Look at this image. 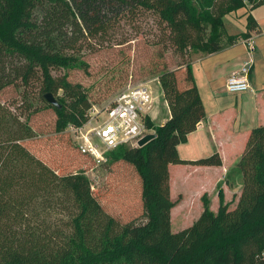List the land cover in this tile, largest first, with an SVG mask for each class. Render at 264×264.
Wrapping results in <instances>:
<instances>
[{
    "label": "trees",
    "instance_id": "1",
    "mask_svg": "<svg viewBox=\"0 0 264 264\" xmlns=\"http://www.w3.org/2000/svg\"><path fill=\"white\" fill-rule=\"evenodd\" d=\"M249 1L252 8L264 3ZM215 6L216 0H0V92L41 80L40 97L51 92L61 105L48 104L57 114L56 131L80 127L93 101L82 83L52 72L86 64L67 53L76 51L81 35L105 33L107 18L119 9L141 8L158 15L181 53L189 47L211 53L239 37L223 42V16L245 0H228L219 12ZM253 30L260 28L249 15L242 36ZM13 58L17 63L7 66ZM158 80L171 113L158 125L147 120L155 138L107 152L111 162L133 165L141 178L146 220L140 223L121 224L106 212L84 172L58 174L36 157L23 143L34 135L30 115L22 119L23 112L0 102V264H264L262 248L247 250L264 237V124L251 129L237 164L243 178L237 206L230 209L220 191L214 211L204 194L201 219L172 231L170 164L221 165L222 159L214 153L187 160L178 151L205 117L191 62L183 88L174 69L162 68Z\"/></svg>",
    "mask_w": 264,
    "mask_h": 264
},
{
    "label": "rangeland",
    "instance_id": "2",
    "mask_svg": "<svg viewBox=\"0 0 264 264\" xmlns=\"http://www.w3.org/2000/svg\"><path fill=\"white\" fill-rule=\"evenodd\" d=\"M227 3L228 0H216L217 11L225 8ZM252 13L264 21V3L252 8V2L245 0L244 7L225 11L223 42L231 35L239 36L245 29L247 17ZM107 25L105 33L81 35L76 42V51H67L83 59L85 65L53 70V75L60 77L67 74L71 82L82 83L90 100L100 108L108 105L128 83H152L155 92L160 95V103L152 113L153 124H161L168 114L163 104L165 98L159 80L155 81V78L158 79L160 70L164 67L174 69L178 75L179 86L183 88L186 63L191 62L194 55L206 52L189 47L185 53H181L171 45L169 30L160 23L158 15L141 8L135 13L128 9H119L107 18ZM12 63H17L15 58L9 59L7 66ZM40 87L41 80L33 79L28 87L11 84L0 92V102L10 111L23 112L22 119L30 115L29 123L34 135L24 140V145L58 174L84 172L105 211L121 224L145 221L142 182L135 167L124 161L111 162L108 155L104 162L98 163L80 153L73 139L71 125L64 131H56V111L53 106L48 105L51 103L40 97ZM203 93H206L205 89ZM205 102L209 108L207 99ZM29 103L30 111H27ZM37 107L38 110L33 112ZM237 158L222 180L217 177L212 181L213 176L204 171L190 175L184 173V178H187L184 183L174 181L171 197L176 200V204L171 210L172 231L184 230L201 219L204 194L209 198L214 211H217L219 205L220 191H223L225 201L230 203V209L237 206L243 185L242 174L237 167L240 157ZM175 170L172 168L173 172ZM225 179L227 182L224 184ZM263 245L264 237L251 243L247 250L262 248L264 252Z\"/></svg>",
    "mask_w": 264,
    "mask_h": 264
},
{
    "label": "crops",
    "instance_id": "3",
    "mask_svg": "<svg viewBox=\"0 0 264 264\" xmlns=\"http://www.w3.org/2000/svg\"><path fill=\"white\" fill-rule=\"evenodd\" d=\"M251 15L257 21L260 31L253 30L248 37H244L242 34L246 31L245 25L234 43L225 44L218 51L196 54L192 58V71L204 104L205 117L190 132L187 141L178 145V151L180 157L187 160H197L219 153L222 164H170L171 195L174 181L184 183L187 179L184 178V173L190 175L205 171L213 176L212 181L217 177L222 180L244 151L251 129L264 124V21L253 13ZM246 63L250 67L249 90L236 93L227 91L228 77ZM160 89L162 91L161 85ZM206 99L209 108L206 107ZM164 107L168 115H165L161 123L171 113L169 106ZM150 120L153 122V119ZM172 168L176 170L173 172ZM226 182L225 179L224 184Z\"/></svg>",
    "mask_w": 264,
    "mask_h": 264
},
{
    "label": "built area",
    "instance_id": "4",
    "mask_svg": "<svg viewBox=\"0 0 264 264\" xmlns=\"http://www.w3.org/2000/svg\"><path fill=\"white\" fill-rule=\"evenodd\" d=\"M249 65L246 63L232 73L226 82L231 93L247 91ZM158 80L155 78V81ZM160 95L152 83H128L108 105L103 108L92 105L89 117L80 127L72 126L73 139L77 149L98 163L106 160L107 152L120 146L138 147L139 142L148 134L155 133L147 125L152 113L158 106ZM161 101V100H160ZM169 106L167 100L163 102Z\"/></svg>",
    "mask_w": 264,
    "mask_h": 264
},
{
    "label": "water",
    "instance_id": "5",
    "mask_svg": "<svg viewBox=\"0 0 264 264\" xmlns=\"http://www.w3.org/2000/svg\"><path fill=\"white\" fill-rule=\"evenodd\" d=\"M45 98L46 100L57 106V107H60V103L58 102L57 98L51 93V92H48L45 94ZM156 134L155 133H150L148 135H146L140 142H139V146H143L145 145L146 143H148L150 140H152L153 138H155Z\"/></svg>",
    "mask_w": 264,
    "mask_h": 264
}]
</instances>
